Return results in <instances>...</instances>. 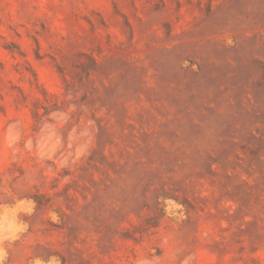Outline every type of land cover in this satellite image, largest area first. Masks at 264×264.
<instances>
[{
	"label": "rangeland",
	"instance_id": "374dc122",
	"mask_svg": "<svg viewBox=\"0 0 264 264\" xmlns=\"http://www.w3.org/2000/svg\"><path fill=\"white\" fill-rule=\"evenodd\" d=\"M0 264H264V0H0Z\"/></svg>",
	"mask_w": 264,
	"mask_h": 264
}]
</instances>
